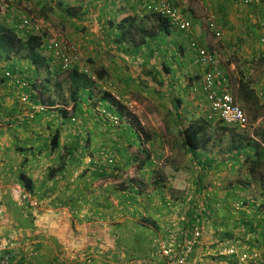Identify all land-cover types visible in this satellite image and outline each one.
I'll return each instance as SVG.
<instances>
[{
	"label": "crops",
	"instance_id": "crops-1",
	"mask_svg": "<svg viewBox=\"0 0 264 264\" xmlns=\"http://www.w3.org/2000/svg\"><path fill=\"white\" fill-rule=\"evenodd\" d=\"M145 1L47 0L49 10L47 13H41L42 18L49 19L54 16L57 17L56 20L60 19L58 23H62V30L54 28V32L77 44L79 49L81 48V55L87 56V61L92 58L94 65L100 64L107 70L108 76L95 81L92 86L93 94L81 92L79 99L74 101L70 100L69 96L65 98L59 90V84L53 86L51 79L57 69L53 68L47 57L43 60L41 70L26 61L25 68L28 69L29 76L35 80L40 76L45 81L42 86L45 92L43 101L57 109H50L46 115L36 114V118L31 121L26 117L23 123L13 122L8 125V120L5 121L4 117H1L3 114L0 116L3 120V124H0V244L8 246L6 250L0 248V261L9 256L10 264H163V257H178L191 242V222L187 220L181 208L188 205L193 185L184 188L181 186L178 191L173 186L157 188L148 185L150 173L158 165L156 160L160 159V156H154V141L147 142L149 148L144 145L152 165L146 164L147 166L139 169L134 160L141 150L140 142L134 137L138 129L136 124L132 126V123H123L120 130L114 131L113 137L109 140L105 137L102 140L103 136L93 128L95 123L99 126L103 124L102 122L100 125L101 119L97 115L94 117L98 120L94 123L84 124L90 131L88 140L81 136L84 131L77 125L79 119L69 117L70 111L75 113L77 118L79 114L88 115L93 110L90 103L96 97L99 98L96 92H99L100 96L106 92L116 94V91L103 87L104 81L124 79L126 85L130 84L134 66L125 60V53L120 52L131 50V56L135 59L133 48L127 43L116 44L113 33L108 30L112 22L125 17L123 11L141 18L142 15L138 13L143 12L141 8ZM213 4L219 27L224 31V38L219 41L221 46L216 53L220 58L222 55L229 57L232 69H236L238 65L240 70L250 74L252 66L260 72L258 78L253 75L252 78H247L249 88H253L255 95L261 100L264 96V45L253 40L259 36L258 30L253 29V23L256 21L253 15L264 18V8H237L230 0H214ZM178 9L190 19L192 12L187 14L182 8ZM50 30L51 26L48 31ZM170 31L171 34L165 37V42L154 58L150 55V50L143 48L141 60L144 55L145 61L157 65V69H160L161 59L167 58L166 48L176 50L179 44H183L186 45L187 51L194 53L188 49V42L192 38L195 39L192 34L189 39L175 40L173 30ZM196 32L195 35L199 39L204 37L201 30L197 29ZM201 42L203 46L210 48V41ZM193 55L196 56L195 53ZM236 55L239 61L234 63ZM192 60L193 58L189 59L190 65ZM109 66L113 67L111 71L108 70ZM143 66H146V63H143ZM223 72L226 74L225 70ZM116 73L121 77H116ZM180 73L181 71L178 72ZM231 73L237 74L232 70L229 74ZM47 82L53 85L49 86ZM250 83H254L255 87ZM3 85L6 86V83ZM8 85L12 87L11 84ZM237 86L240 91L239 81ZM5 88L7 87L3 90L0 85V107L3 106L5 111L10 110L11 118L21 111L28 114L30 104L22 106L13 91L14 87L12 90ZM110 99L105 105L112 104V97ZM31 101L40 102L35 96L31 97ZM57 132L58 145L52 150L51 141ZM106 142H111L108 150L104 148ZM186 156L188 158L190 154ZM210 158L223 159L222 156L216 155H211ZM200 159H195V162ZM228 162H233L235 167L240 165V162L234 160ZM230 169L233 170L229 167V171L222 173L217 170L214 178L210 179L207 189L210 199L219 192L218 189L214 192L213 185L219 184L222 178L227 177L231 173ZM23 173L32 182V196L44 203L42 208L28 207V200L23 194L26 189L19 179ZM207 173L204 168H192L189 173L190 181L199 175L210 177ZM225 192L227 191L223 190V198ZM210 206V215H213L210 229H203L201 239L195 244L186 264H232L233 261L216 257L218 249L230 243L240 245V241L235 240L237 236H232L233 239L230 237L227 241L219 242V235L222 231L238 233L241 229L235 225L240 220H250V217L258 219L252 210H247L246 217L240 214L234 218L226 216L221 219V224H218L214 220L217 211L213 210L218 207L216 203H211ZM172 236L177 238L175 242L172 241ZM250 237V242L260 247L263 232L258 235L259 243L255 242L253 235ZM247 243L249 246L250 243ZM163 245L170 247L169 256L158 250ZM255 245L254 248L249 246L248 250L259 249L256 262L244 261L240 264H264V246L255 248Z\"/></svg>",
	"mask_w": 264,
	"mask_h": 264
},
{
	"label": "trees",
	"instance_id": "trees-1",
	"mask_svg": "<svg viewBox=\"0 0 264 264\" xmlns=\"http://www.w3.org/2000/svg\"><path fill=\"white\" fill-rule=\"evenodd\" d=\"M45 2L48 4L47 0H45ZM123 13L126 14L125 17L115 22H112L108 30L109 32L113 33L115 43L118 45L127 43V45L133 48V51L136 54L135 59H137V56L141 55L143 48L150 50L151 51L150 55L152 56V58H154L155 54L158 53L159 48L165 42L166 40L165 37L171 34L170 30L172 29L170 28V24L167 18L155 13L145 15L141 18H139L136 14H131L129 12L126 13L125 11H123ZM113 36L111 35V38ZM260 37L261 39L264 37L262 33L260 34ZM45 43L46 41L42 36H39L37 34H29L26 36L19 35L16 31L11 29L7 25H4L0 21V66L2 65L1 63L3 62L4 59H9L11 61L9 62L10 64H8L9 66H7L5 69L1 71L3 75L0 77V81L2 83L7 81L5 77V71H11L12 74L17 73V71L15 73V70L21 71L22 61H28L37 70H41V68L43 67V60L45 59L44 52L42 49ZM186 51H187V47L186 45L184 46L183 44H179L176 50L171 49L170 47L166 48L165 55L169 54L170 60L172 61L168 62L169 61L168 58H164V59L162 58L159 64L160 69H157L158 66L155 67L154 69L151 70L150 75L157 74L158 77L161 75V77L164 80L163 81V83H165L164 89L169 99L168 105L170 107L171 112H173L175 115L174 125L178 127V136L180 138L179 146L181 148L183 147V152L185 154L188 155L190 154V156L195 159H200V157H203L204 159H200V161L204 163L203 167L209 165V167L207 166V169H205L207 171H209L210 169L213 170L216 166L215 165L216 159L210 158L211 155L222 156L223 160L221 166L223 167L227 165L228 161L234 160L237 163L240 162V165L239 164L236 165V168L237 166H239L236 174L240 175L241 173L240 178L235 183L230 182V184H227L225 186V190L227 191L225 192L226 195L225 203L228 204V202L231 201H244L249 207H252V211L255 213V216H257L258 219L255 220L253 219V217H251L250 220H241L240 221L241 223L238 222L235 225V227L241 229L238 233H230L229 231H225V232L222 231L221 235H219L220 236L219 242L227 241L230 237L232 238V236L233 237L237 236V239L235 240L240 241L241 246L234 243L226 244L225 246L221 247L222 249H218L219 251L218 256H216L217 258H221L222 260L228 259L230 261H233L232 264H240L241 262L239 260V257L236 256L237 254L223 255L221 254V251L234 248L235 250H238L242 253L244 252L249 257H251L255 253L254 252L255 249L254 250H248V249H250L249 246H252L251 248H254L255 244H252L250 242L251 241L250 236L253 235L255 237V242L259 243L260 238L258 237V235L261 232H263V239H261L262 244L260 245V248L261 246H264V190L263 192H261L260 196L256 199L252 198L251 200H247L241 197L233 199L234 194H238L237 191H233V190L242 189V190H247L248 192L250 185L247 181H250V179H252V177H255L258 173H261L260 174L261 176L258 178V181L256 180V178L254 180H256L258 183L261 181L264 182V174H262L264 173V127L263 128L259 127L255 131V134L249 136L246 129H241L233 125H231L230 127V125L223 123L217 116L213 114L212 115L215 116L216 120H219V122L211 121L209 117H206V115L201 113V111H203L201 104L195 105L197 106V108H194L192 110L193 112L188 108L182 110V105L185 100L182 98V96L184 97V94H182V90L180 88L183 89L182 87L183 84H182V80L179 78L178 72L181 71L180 68H182V60L183 58H185ZM141 61L142 60L140 58L139 60L136 61L137 72H139L138 64L143 65ZM173 61H175V65L174 64L171 65ZM88 62L92 64L95 63V61L92 58H88ZM239 71H240L239 72L240 100L243 101V104L247 107V110L252 111L250 115L252 116L253 121H256L259 118L260 110L263 109L262 106L263 103L260 104L259 98L255 95V90L253 88H249L248 78L245 76L244 70H239ZM188 72H190L189 68H188ZM196 75L197 74H194V76H189L190 83L187 84V86L185 87V89H183V91L188 92L189 91L188 88L190 87L192 90H199L202 93V83H201L202 76L200 74H198V76ZM94 76L96 77L97 80H102L108 76V72L103 67L100 68L97 67L94 71ZM67 77H68L67 81L70 83L69 89L71 94L70 97L72 100L74 101L78 100L79 94L81 92H87L89 94H93L92 86L95 82L92 81L93 79L89 77L87 73L81 72L76 68H72L71 70L68 71ZM47 81H49V79H47ZM29 83H30L29 84L30 87L26 88L25 90L29 94L30 99L32 96H35L36 99H39L40 101L39 103L49 105L43 101V93L45 92L42 86H44V84L40 87L38 85V81L35 80V78L33 77L29 78ZM33 91H36L35 94L32 93ZM110 97H112V95L108 92L103 94L101 93V96L97 98L98 101H96L95 99L96 102L94 103V105L96 107L98 105L105 106V102L111 100ZM90 99L92 100V98ZM112 100L114 101L113 97ZM186 103L189 106L192 105L189 102ZM116 105H117L115 106L116 112L120 115H123L121 113L122 106L119 104ZM106 107L114 110V108H112L110 105H106ZM194 110H196L197 113H199L200 115L197 116L193 115ZM184 113H188L185 116L186 118L182 116ZM129 123H132L130 124L132 126L135 125V123L132 121H130ZM136 126L138 127L137 129L138 133L136 132L135 134L133 129H131V132L135 134L134 137L136 138V141L140 142V139L146 136V139L143 141V143L142 141L140 142V146H141L140 152L138 153V155H135L134 157V160L138 164L137 165L138 168L142 169L147 165H152L150 164L152 160L149 156V153H147L144 148V143L147 142L149 143V141H151V138L149 134L143 133L144 132L143 129H142L143 134L141 135L140 132L141 128L138 125ZM171 126L170 125L167 126L168 130L171 129ZM121 127L116 128V130L121 129ZM58 137L59 134L57 132L53 136L51 141L52 150L56 148L58 145ZM175 143L176 141L173 140V144ZM203 167L201 168L197 167V168L202 169ZM158 169L159 168L155 167L151 171V173L155 172V170L158 171ZM187 177H188L187 183L181 186L182 188H184L185 186L192 184L193 192H192V197L188 198L187 201L188 205L187 206L184 205L183 207L185 208H181V211H183L184 214L187 216V220L191 222L190 224L191 226L189 225L190 226L189 230H191V235L193 234V230L195 229V226L197 227V225H200L202 227L201 233L203 234V229L206 231L207 228L206 227L207 226L206 215L208 213L207 208L210 207L211 209L210 204L212 203V200L210 199V193H208V191H205V189L206 188L208 189V186H210V182H209L210 178L207 179L206 176L199 175L195 177L191 182L190 176L188 175ZM19 179L23 187L27 191L32 193V182L27 177V175L25 173L20 174ZM148 181H149L148 182L149 186L154 185V187L157 188L159 187L158 180L155 179L154 184H152L151 182L152 180H150V178H148ZM221 190L222 189H218L219 192ZM176 199H178V197ZM216 205L220 206L218 202H216ZM244 213L246 212H241L239 214L244 216L245 215ZM208 217H210V219H213L212 215ZM247 242L250 243L249 246ZM246 244H247V248H246ZM256 246L257 245H255V248ZM159 249L161 250V247L158 248V250ZM256 253H257L256 257L248 258V260H252L253 262H256V260L259 258L258 257L259 252L256 251ZM174 258L176 259V257ZM166 260H168V257L167 258L163 257L161 263L164 264Z\"/></svg>",
	"mask_w": 264,
	"mask_h": 264
},
{
	"label": "rangeland",
	"instance_id": "rangeland-1",
	"mask_svg": "<svg viewBox=\"0 0 264 264\" xmlns=\"http://www.w3.org/2000/svg\"><path fill=\"white\" fill-rule=\"evenodd\" d=\"M39 1L40 0H0V21L4 25H7L8 27H10L11 29H13L19 35H22V36H26L29 34H37L39 36H42L46 42H49V41H63L64 43L72 42L71 40L65 38V36H60L58 33L54 32L55 31L54 28L56 30H62L60 27L62 25V23L61 22H60V24L58 23V21L60 19L56 20L57 17H54V16H50L49 19L42 18L41 13L43 11H45V13H47V11L49 10V6L45 2V0L42 3ZM138 1L141 3L143 2V0H138ZM170 1L173 4H175L177 8H182L187 14L192 12V15L190 18H191V21L193 24V28L188 33H181L178 30H173L174 39L179 38V40H184V39L186 40V39H189L190 35L192 34L194 36V38L200 44L202 43L201 40L206 41V42L210 41V48L209 49L216 52L219 49V47L221 46V43L213 36L212 31L208 27V19H209L211 14L215 13V5L213 4L214 0H170ZM261 8H264V7H261ZM141 9L143 10V8H141ZM257 16H258L257 14L253 15L254 19L256 20L253 23V24H255L253 29L254 30L258 29L259 36L255 37V39H253V40L254 41L255 40L260 41L264 45V41H262V39L260 37L261 33L264 36V18H263V16L257 18ZM25 20H29V24L24 26L23 23ZM218 25H219V23H218ZM50 26H51V30L48 31ZM197 29H199L203 32V33L201 32L202 35L204 36L203 38L199 39L198 36L195 35V33H197L196 32ZM253 36H252V38H253ZM180 42H182V41H180ZM72 43H74V42H72ZM188 49H190L189 46H188ZM80 50H81V48L79 49V58L76 61V63L73 65V68H76V69L83 71V72L86 71L89 74H93L95 69L97 67L100 68L101 65L100 64L94 65V64L89 63L87 61V56H85V55L82 56ZM123 52L125 53V55H124L125 60H128V63L130 65L132 64V66H134V69L131 70V73L133 71V74H132V79L130 80V84L126 85V83H124V79H122L121 81H116V80L111 81L108 79L107 81L103 82L104 83L103 87H105V88L108 87V88L116 91L115 93L122 98V102H120L121 106H122L121 107V110H122L121 113L123 114L122 116H125L128 119V121H126L124 123L126 124L129 121L134 122L136 125H138L141 128L140 129L141 135L143 133L149 134L151 140L154 141L153 153H155V155H154L155 158H157V156H160V159L156 160V163H158L157 168H159L158 171L155 170V172L150 173L151 175L149 178H150V180H152L151 181L152 184L155 183L154 180L156 179L159 182V187L173 186V188L176 189V191H178L179 188L181 187V185H184L185 183H187V178H188L187 176L189 175L190 170H192V168H195V167L201 168V167H203L204 163L202 161L195 162V158L190 159V156H188V158H187L186 155H188V154H185L183 152V147L181 148L179 146L180 138L178 136V127L176 125H174L175 115L173 112H171L170 107L168 105L169 99H168V96H167L166 91L164 89L165 88V86H164L165 83H163L164 80L161 77V75L159 77L157 76V74L150 75L151 70L154 69L155 67H157V65H154L153 63H148V61H145L146 58L143 55L141 63L142 64L146 63L147 67L146 66L142 67V65L138 64V68H139L138 71L139 72H137L136 61L139 60V58L141 59V55L137 56V59H133V57L131 56L132 55L131 50H128V49H126L125 51L121 50L120 53L122 54ZM188 52H189V54H188ZM193 54H191L190 51H187V55L182 60V70H181V74H179V78L182 80L183 85L181 83L180 84L182 85L183 89H185L187 84L190 83L189 82V76H194V74H197L196 76H198V74L201 75V67L197 61L196 56H194ZM134 56L136 57L135 52H134ZM161 56L162 55H160L159 57L162 58ZM166 56H168L167 57L169 59L168 62H171L172 60H170V55L167 54ZM147 57H148V55H147ZM234 57H235V53H234ZM47 58L50 60L53 68H55L56 64L53 62V60L48 56H47ZM192 58H193V60L191 62L192 65H190L189 59H192ZM228 58L229 57H227L226 55L225 56L222 55L220 58V65L222 66L223 71L224 70L226 71V74H225V72H224V74L228 77L227 83H228L229 91L236 98V101L243 108V110L245 111V113L248 116L250 126L246 129V131L248 132L249 136H252V134H255V131L259 127L263 128L262 122L264 121V96H262V98L260 100V102L263 103V105H262L263 109L260 110V115H259V118L260 117L261 118L260 119L258 118L256 121H253L252 116L250 115L252 111L247 110V107L243 104V101L240 100V91L238 90V86H237L238 81H239V74L238 73L240 72L239 71L240 69H239L238 65L237 66L235 65L236 69H232L231 63H230V61H228ZM108 59H109V57H108ZM152 60H154V59H152ZM236 61L237 62L239 61L238 55H236V58H234V63ZM9 62H11L9 59H4L3 62L1 63L2 65L0 66V77L3 75V73L1 71L3 69H5L7 66H9L8 65V64H10ZM17 62H19V61H17ZM22 63H24V64L21 65V68H23L24 70H28L25 68V67H27L26 61H23ZM173 64L175 65V61H173L171 65H173ZM189 65L191 67L189 69L190 72H188V66ZM248 66H250V65H248ZM250 67L253 70L251 72H249L250 74H247V72L245 71L246 77L252 78V75H253L254 77L258 78L261 75L260 72H258V70H255L254 67H252V66H250ZM112 69H113L112 66L108 67L109 71H111ZM51 70H56V69H51ZM231 70L235 71V73L237 72V74H232V73L229 74V72H231ZM16 71L18 72V70H15V73H16ZM50 74H52V72ZM16 75L18 76L17 73H16ZM53 75L54 76H53V79H51V81L54 83V85L51 82H47L48 85L49 86L53 85L56 87L57 84H59V90L65 96V98L69 96V99L72 100L70 97L71 94H70V89H69V82L67 81L68 72H64L62 70L57 69V71H55V73H53ZM117 76H120V74L116 73V77ZM43 78H45V77H43ZM36 79H37L38 85L40 87L45 83V81H43L40 76ZM92 81H94V80H92ZM5 83H6V86L3 85ZM8 84H9L8 81H6L4 83H2L0 81V85H2L3 90H4V87H7L8 89L10 88L11 90L13 89L12 87H14L13 91L15 92V95L17 94V98L20 101L21 95L26 94V93L23 92L22 88H18L17 86H14V85H11L12 87H10ZM250 85L255 87L254 83H250ZM7 88H5V89H7ZM97 88H98V86H97ZM180 89L182 90V94H184V97L182 96V98L185 100L183 105H182V110L188 108L192 111L194 108H197V106H195V105L201 104L202 109H203V111H201V113L206 115V117H209L211 121L219 122V120H216L215 116L212 115L211 109H210V104L208 103L203 92L201 93L199 90H192L190 87L188 88L190 92L189 91L185 92V91H183L182 88H180ZM98 94L100 97V93L96 92V95H98ZM96 101H98L97 97H96ZM96 101L93 100L91 102V108L93 110H91L90 113L88 112L89 113L88 115L79 114V116L77 118L75 113L70 111L69 117H72V119L74 118L75 120L79 119V121L77 122V125L81 126L82 130L84 131V132L82 131L84 134L81 135L83 139L89 140L88 136L90 135V131L88 130V126H86L84 124L86 122L94 123L96 120H98L96 117H94V116L98 115V110L96 109L97 107L94 105V103ZM129 102L132 104V106L127 105V103H129ZM186 102H189L192 105L189 106V105H187ZM21 104H22V106L27 105V104L28 105L30 104V106L34 105V103L31 101V99H29L28 103H26V104L21 103ZM48 106H50V105H48ZM112 106L115 107L116 103L112 102ZM50 107H52V106H50ZM53 109L56 110L57 107L56 108L53 107ZM53 109H51V110H53ZM0 110H1L0 116L3 114L1 117L2 118L4 117L3 120H5V121L8 120L7 125L9 123H13V122L15 123V121L13 120L14 116H12V118H11L10 110L5 111V108L3 106L0 107ZM31 111H32V109L30 107L28 114L23 113L22 111H21V114H23V116L26 115V117H27L29 115V113H31ZM113 111L116 112L115 109ZM48 112H50V111H48ZM48 112L43 113V114L46 115ZM4 114H6V116H4ZM38 114H42V113H38ZM187 114L188 113H184L182 116L185 117ZM193 115L197 116L200 114L197 113L196 110H194ZM1 117H0V119H1ZM35 118H36V115L33 119H30V121L34 120ZM3 120L2 119L0 120V124H3ZM102 122L100 123V125L102 124ZM103 124L101 126H99L98 124L95 123V125H93V128L98 130V134L101 135V137L103 136L102 140H104L105 137H107V139L109 140L111 137H113L112 134L116 130V127H112L111 125H109L107 123H103ZM13 125H15V124H13ZM121 125H123V123ZM168 125H170V126L172 125L171 129H169V130L167 128ZM230 127H231V125H230ZM142 129L144 131L143 133H142ZM118 130H120V129H118ZM136 132L138 133V130H136ZM140 132H139V134H140ZM145 139H146V136L141 138L140 142L142 141V143H143V141ZM173 140L176 141L175 144H173ZM110 143L111 142H106L104 144V148L106 150L109 149ZM144 145L147 148L150 147V145H147V143H144ZM222 160L223 159L217 158V160L215 162V165H216L215 168L213 170L210 169V171H208V173H207V175L210 176V177H207V179H209V178L212 179V178H214V174L217 172V170H218V172L222 173V172L229 171V167L233 169V170L230 169L231 173L227 177L222 178V180L219 184L213 185L214 192L217 189H222L220 192L215 193L213 195L214 197L211 198L212 204L213 203L215 204L216 202H218L220 205V206H217L218 207L217 209H213V210H215V212L217 211V215H216V218L214 220H216V222L218 224H221V219L225 218L226 216H228V217L231 216L232 218H234V217H237L238 214L241 212H247V210H237L234 207V205H232L234 201L228 202V204L225 203L226 202V195L223 198V190H225V186L227 184H230V182L235 183L240 178L241 173H240V175L236 174L239 166H238V168H236L234 166L233 162H228V164L225 165L224 167L221 166ZM216 163H218V164H216ZM207 166L209 167V165H206L203 168L207 169ZM217 167H218V169H217ZM260 174L261 173H258L255 177H252V179H250V181H247L250 185L248 192H247V190L237 191L238 194H234V196L231 195L234 197L233 199L239 198V197H241L243 199H247V200H251L252 198H254V199L258 198L260 196L261 192H263V190H264V182L261 181V182L257 183L258 178L261 176ZM262 174H264V173H262ZM248 178H250V177H248ZM255 178L257 181L254 180ZM205 191H207V188L205 189ZM174 194H177V193H173V195ZM247 208H248V210H252V207L247 206ZM207 209H208V213L206 215V218H207L206 222L208 225L206 227H207V229L208 228L210 229V223H212L213 219H210V217H208V216H210V214H209L210 213V207ZM247 215L248 214L246 213L244 216L243 215H241V216L246 217ZM249 216H252V215L249 214ZM233 220L236 221V219H233ZM197 227L200 230H202V227L200 225H197ZM219 228H221V227H219ZM218 233H219V231H218ZM231 239H233V238H231ZM237 245H239V244H237ZM240 246H241V244H240ZM257 246H259V245H257ZM257 246H256V248H260ZM246 248H247V244H246ZM255 251H259V249H255ZM246 261L248 262V261H252V260L247 259Z\"/></svg>",
	"mask_w": 264,
	"mask_h": 264
},
{
	"label": "built area",
	"instance_id": "built-area-1",
	"mask_svg": "<svg viewBox=\"0 0 264 264\" xmlns=\"http://www.w3.org/2000/svg\"><path fill=\"white\" fill-rule=\"evenodd\" d=\"M234 6L237 8L249 7L255 10L264 7V0H230ZM144 11L140 12L139 15H144L146 13H155L162 15L167 18L169 24L172 28L179 30L180 32L186 33L193 28L192 21L185 17L181 11L173 4L170 0H150L145 1ZM24 26L29 24V20L24 21ZM209 29L212 31L213 36L221 41L224 38V31L219 27L216 15L211 14L208 19ZM264 41V37L262 38ZM190 48L196 53L199 64L202 69V92L205 94L208 102L210 103L211 113L217 116L223 123L227 125L237 126L241 129H247L250 126V122L243 108L237 103L235 97L231 94L228 89L227 77L224 74L220 66V56L216 52L208 49L207 47L200 44L197 40L193 39L189 43ZM44 55L50 57L56 64V68L67 72L73 68V65L79 58V48L76 44L72 42L64 43L63 41H49L43 45ZM5 77L9 84L22 88L23 92L20 97L21 103H28L30 96L26 92V88L30 87L29 75L25 72L23 74H12L11 71H5ZM36 91L32 93L35 94ZM114 102L121 105L122 98L117 94H112ZM127 105L132 106L129 102ZM31 113L27 116L29 119H33L38 113H46L53 107L47 106L41 103H34L31 106ZM1 111V110H0ZM99 119L103 123H107L112 127L119 128L124 122L122 116L110 108L105 106H100L98 108ZM26 119V115L23 116L21 112L14 115L13 120L16 123H23ZM101 121V122H102ZM24 198L28 200V207L31 208H42L43 202L32 196V193L25 190L23 192ZM234 207L237 210H246L247 204L244 201H237L234 203ZM202 233L198 227L193 230L192 241L185 246V250L176 257V259L168 258L164 264H186L189 255L193 251L194 245L200 239ZM172 241L175 242L177 239L172 236ZM7 244H0V248L6 250ZM161 250L164 255H170V247L163 245ZM255 252V253H254ZM253 256L249 257L246 253H242L234 248L226 249L221 251L223 255H234L239 257L240 262L246 261L248 258H253L257 256L256 251H254ZM11 258L6 256L0 264H10Z\"/></svg>",
	"mask_w": 264,
	"mask_h": 264
},
{
	"label": "clouds",
	"instance_id": "clouds-1",
	"mask_svg": "<svg viewBox=\"0 0 264 264\" xmlns=\"http://www.w3.org/2000/svg\"><path fill=\"white\" fill-rule=\"evenodd\" d=\"M143 12H145L144 11V4H143ZM139 14V13H138ZM148 14H151V13H146V14H144L143 16H145V15H148ZM143 16H141V17H143ZM170 28L172 29V30H177V29H175V28H172L171 26H170ZM179 31V30H178ZM180 32V31H179ZM181 33H183V32H181ZM186 33H188V32H186ZM191 40H193V38L191 39ZM196 40V39H195ZM190 43V42H189ZM189 43H188V45H189ZM190 47V46H189ZM206 47V46H205ZM43 49V48H42ZM191 49V48H190ZM192 50V49H191ZM193 51V50H192ZM194 52V51H193ZM214 52V51H213ZM195 53V52H194ZM196 54V53H195ZM218 54V53H217ZM44 57H46L45 55H44ZM197 60H198V58H197ZM198 63H199V61H198ZM200 65V64H199ZM201 67V66H200ZM56 68V67H55ZM27 73L28 75H29V73H28V70H24V69H22L21 68V71H19V72H17V74L19 75L20 73L21 74H23V73ZM68 72V71H67ZM84 73H87L86 71L84 72ZM94 81H97V79H96V77L94 76V73L93 74H89V73H87ZM201 76H202V69H201ZM30 77V76H29ZM30 78H32V77H30ZM27 92V91H26ZM106 92V91H105ZM204 94V93H203ZM112 95V94H111ZM205 95V94H204ZM113 97V96H112ZM206 97V96H205ZM114 99V98H113ZM207 99V98H206ZM236 99V98H235ZM208 101V100H207ZM114 102V101H113ZM115 103V102H114ZM209 103V102H208ZM238 103V102H237ZM210 104V103H209ZM48 106V105H47ZM99 107L100 106H102V105H98ZM112 108H114L115 110H116V107H113L112 106V104L110 105ZM117 106V105H116ZM98 107V108H99ZM105 107H106V105H105ZM108 108V107H107ZM98 110V109H97ZM112 110V109H111ZM113 111V110H112ZM245 112V111H244ZM99 115V114H98ZM122 116V115H121ZM122 118H123V120H124V122H126V121H128V119L125 117V116H122ZM75 120V119H74ZM123 122V123H124ZM130 122V121H129ZM235 202H237V201H234L233 202V204L232 205H234V203ZM248 206V205H247ZM246 210H248V208L246 209ZM190 241H192V239H193V234L191 235V237H190ZM189 241V242H190ZM195 246V245H194ZM194 248V247H193Z\"/></svg>",
	"mask_w": 264,
	"mask_h": 264
}]
</instances>
